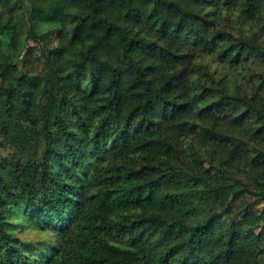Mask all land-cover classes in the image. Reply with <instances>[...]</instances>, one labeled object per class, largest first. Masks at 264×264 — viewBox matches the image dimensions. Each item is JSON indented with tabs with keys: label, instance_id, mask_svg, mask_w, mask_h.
Segmentation results:
<instances>
[{
	"label": "trees",
	"instance_id": "trees-1",
	"mask_svg": "<svg viewBox=\"0 0 264 264\" xmlns=\"http://www.w3.org/2000/svg\"><path fill=\"white\" fill-rule=\"evenodd\" d=\"M254 24L264 0H0V264H264Z\"/></svg>",
	"mask_w": 264,
	"mask_h": 264
},
{
	"label": "rangeland",
	"instance_id": "rangeland-1",
	"mask_svg": "<svg viewBox=\"0 0 264 264\" xmlns=\"http://www.w3.org/2000/svg\"><path fill=\"white\" fill-rule=\"evenodd\" d=\"M24 16H25V20L27 22V25H29L27 13ZM230 18H232V20L235 24L242 25V19L240 18L238 13H236V12L231 13ZM244 25L246 26L245 30H249V26H248L249 24L245 23ZM254 27L258 30V35L264 41V29L262 28L261 24H254ZM0 42H1V47H7L9 45V42L7 40H4L2 37H0ZM31 44H32V42H31ZM24 56H25V54L23 55L22 58H24ZM10 154H11V150L6 148L5 146H3L0 143V155L1 156H9ZM18 235H19V237L25 238L27 240H32V241H36L37 239H39V236L31 230H29L28 232H20V233H18Z\"/></svg>",
	"mask_w": 264,
	"mask_h": 264
}]
</instances>
